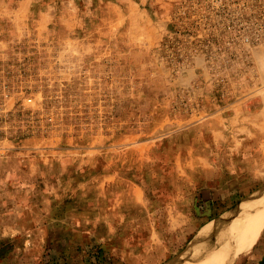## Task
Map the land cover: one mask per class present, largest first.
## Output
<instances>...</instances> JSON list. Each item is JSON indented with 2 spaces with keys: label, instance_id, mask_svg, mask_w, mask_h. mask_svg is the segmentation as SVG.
Masks as SVG:
<instances>
[{
  "label": "rangeland",
  "instance_id": "1",
  "mask_svg": "<svg viewBox=\"0 0 264 264\" xmlns=\"http://www.w3.org/2000/svg\"><path fill=\"white\" fill-rule=\"evenodd\" d=\"M263 187L264 0H0V264H186Z\"/></svg>",
  "mask_w": 264,
  "mask_h": 264
},
{
  "label": "bare ground",
  "instance_id": "2",
  "mask_svg": "<svg viewBox=\"0 0 264 264\" xmlns=\"http://www.w3.org/2000/svg\"><path fill=\"white\" fill-rule=\"evenodd\" d=\"M245 200L246 202H241L242 204L239 203L240 208H236L238 211L235 213L233 212L232 214L227 213V216H224L223 219L221 218V222L219 219L217 223H211L199 232L194 241L188 247V252H190L191 257H194H192V261H188L186 264L223 263L225 257L222 258L221 262L219 260L222 255V252L219 251L220 247L224 246L233 251V248L242 245L264 222V187L259 193L253 195L252 198H246ZM232 211L233 210H231V212ZM209 237L214 239L209 243L206 242L202 247L201 244H203V242ZM227 255L228 253L226 256ZM184 256L186 257V255ZM183 260H185V258Z\"/></svg>",
  "mask_w": 264,
  "mask_h": 264
}]
</instances>
